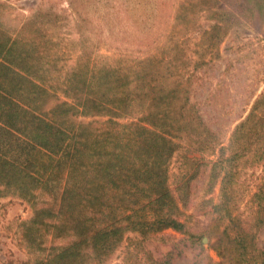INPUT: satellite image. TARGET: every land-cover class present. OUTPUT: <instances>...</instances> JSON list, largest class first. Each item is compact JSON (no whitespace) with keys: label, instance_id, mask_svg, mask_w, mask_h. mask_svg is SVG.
<instances>
[{"label":"trees","instance_id":"obj_1","mask_svg":"<svg viewBox=\"0 0 264 264\" xmlns=\"http://www.w3.org/2000/svg\"><path fill=\"white\" fill-rule=\"evenodd\" d=\"M234 9L264 28V0ZM24 23L0 17V196L32 206L19 223L31 252L23 264H104L128 233L151 241L168 228L182 236L167 234L164 254L127 245L115 264H175L186 248L197 250L191 264H264V91L224 140L228 129L210 128L191 101V71L177 53L124 55L126 63L90 70L76 63L57 76L53 41L33 37L32 27L23 33ZM41 94L54 99L47 108L32 103ZM181 139L201 156L188 159L175 193L167 165ZM258 166L246 197L243 174ZM200 176L218 193L193 203L209 217L196 230L187 210Z\"/></svg>","mask_w":264,"mask_h":264},{"label":"rangeland","instance_id":"obj_2","mask_svg":"<svg viewBox=\"0 0 264 264\" xmlns=\"http://www.w3.org/2000/svg\"><path fill=\"white\" fill-rule=\"evenodd\" d=\"M238 2L241 0H0V17L20 25L29 21L28 26L24 23L23 33L32 27L33 37L53 41L50 53L55 69L50 71L57 76L76 63H86L84 69L90 70L114 65L117 60L126 63L124 55L152 53L168 57L177 53L179 61L188 63L191 71V101L210 128L229 130L226 140L239 116L243 117L264 91V28L250 22L248 10H235ZM53 101L41 94L32 103L47 108ZM190 149L181 139L168 162L169 181L175 193L182 181L180 175L189 166L188 159L201 156ZM204 157L211 158L207 154ZM208 168L204 166L205 173ZM260 172L258 166L243 174L242 193L246 197ZM204 177L195 178L190 184L187 211L193 214L191 221L196 230L208 225L209 217L196 212L197 208L193 210V203L200 196L215 199L218 193V184L212 191L207 190ZM240 208L245 209V203ZM31 214L29 202L10 194L0 196V264H23L30 258V250L20 239L19 223ZM162 233L166 236L151 241L128 233L104 264L121 262L128 256L124 248L127 245L133 248L137 244L159 257L173 240L167 234L182 236L169 228ZM201 241L210 258L218 260L215 251L208 247L212 239L202 235ZM257 243L264 247V228L257 233ZM196 252L184 249L175 264H191Z\"/></svg>","mask_w":264,"mask_h":264}]
</instances>
